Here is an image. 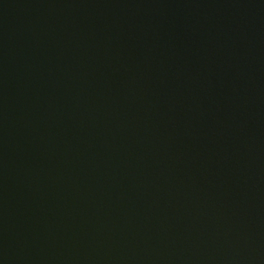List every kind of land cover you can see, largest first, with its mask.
<instances>
[{"label":"water","instance_id":"1","mask_svg":"<svg viewBox=\"0 0 264 264\" xmlns=\"http://www.w3.org/2000/svg\"><path fill=\"white\" fill-rule=\"evenodd\" d=\"M0 264H264V0H0Z\"/></svg>","mask_w":264,"mask_h":264}]
</instances>
